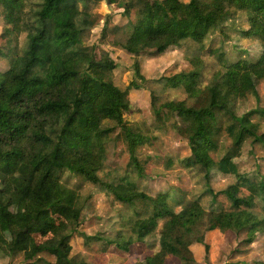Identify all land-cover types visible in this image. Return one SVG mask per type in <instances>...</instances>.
<instances>
[{"label": "trees", "instance_id": "16d2710c", "mask_svg": "<svg viewBox=\"0 0 264 264\" xmlns=\"http://www.w3.org/2000/svg\"><path fill=\"white\" fill-rule=\"evenodd\" d=\"M99 1L0 0V18L5 21L0 59L8 63L7 69L0 70V217H8L19 200L31 219L42 225H29L28 231L48 236L25 254L23 264H94L78 253L72 255V235L93 197L67 185L66 176L72 174L102 186L112 203L126 210L118 213L115 238L95 237L105 242L104 251L113 246L127 253L156 232L157 250L136 264H166L169 257L181 264H199L192 247L204 246L208 258L206 233L233 228L244 236L237 250H245L264 232V175L240 172L236 159L249 140L264 147V106L239 111L249 96L260 102L257 89L264 83V53L258 59L230 60L225 39L219 46L210 40L216 33L227 37L228 23L245 15L249 27L238 29L241 37L264 46V0H242L228 8L218 0H147L146 6L136 0L109 1L123 9L127 21L112 23L113 15L107 14L99 38L102 44L120 46L134 57L161 54L170 47L184 49L190 68L167 77L166 83L183 86L188 98L160 102L152 93L159 123L173 119L171 127L180 135L177 116H191L197 123L187 137L191 154L180 159L182 166L192 170L204 164L200 152H206L212 158L205 174L208 184L213 168L235 178L224 189L216 191L209 185L204 193L213 203L223 197L226 207L207 208L200 196L182 197L176 203L179 210L170 204L171 191L151 195L138 184L146 176L149 160L139 158V148L153 143L155 136L125 119L131 109L129 92L138 83L118 86L114 82L117 63L109 56L101 62L100 44L88 40L98 23L91 5ZM138 61L135 74L145 80ZM241 63L256 72L255 81L223 98L212 93L207 105L192 107L203 94L205 70L229 71ZM70 95L97 120L86 117L75 128L74 115L65 112ZM117 141L124 144L120 153L128 154L125 167L109 161ZM213 153L223 154L215 159Z\"/></svg>", "mask_w": 264, "mask_h": 264}, {"label": "rangeland", "instance_id": "374dc122", "mask_svg": "<svg viewBox=\"0 0 264 264\" xmlns=\"http://www.w3.org/2000/svg\"><path fill=\"white\" fill-rule=\"evenodd\" d=\"M224 8L238 6L242 0H218ZM141 5H148L147 0H136ZM92 13L98 17V23L89 36L90 43L100 44L98 47V59L102 62L106 56L117 63L114 71V82L126 88L132 81L138 83V87L131 88L129 99L131 109L125 113V119L140 127H144L145 133L153 134L155 140L151 144L142 145L139 148V158L149 159L146 167V176L138 182L140 187L151 195L159 192L171 191L170 204L175 205V209L179 210L176 205L178 201L184 197L185 199L199 197L207 208L226 207L227 202L223 197L218 198L216 203L212 202V198L205 195V190L210 185L214 190L224 189L235 181L230 174H224L216 168L211 170V180L209 184L206 182L205 174L209 167V154L200 152L204 160V164H200L189 170L183 167L180 159L189 156L191 153L190 145L187 137L192 135L197 123L191 116H177L179 122L180 135L171 127V121L168 123H159L153 110L152 93L160 98V102L165 100H184L187 92L183 86L174 87L166 83V78L173 76L181 71L190 68V64L185 57L184 49L179 47H170L161 54L146 53L140 57L127 53L120 46L113 45L109 42L102 44L100 42V33L104 25V18L107 14H112V23L124 24L127 19L122 15V8L117 4L108 3L102 0L91 5ZM5 21L0 18V36ZM245 15H239L228 23V36L224 37L218 33L214 34L213 39L216 40L215 45L219 46L222 39H225L224 50L227 51L230 60L251 58L258 59L264 53V46L260 41L251 37L242 38L238 29L248 28ZM229 28V29H228ZM23 36L20 37L22 41ZM4 46V40L0 37V47ZM139 60L140 70L145 80L140 79L135 74V61ZM8 68L5 59H0V70ZM257 78L256 72H253L247 64L241 63L231 70L220 69L217 73L209 67L205 70L203 83L205 85L203 94L196 101L192 102L193 108H201L208 104L211 94L215 93L219 98H223L230 90H240ZM260 102L254 96H249L241 106L239 112H244L256 107L264 106V83L258 86ZM65 102L68 108L65 110L67 114H73L75 118L74 127H78V123L84 121L86 117L94 118L95 116L88 110L77 106L74 103L72 95L67 96ZM97 120V118H94ZM262 130L264 131V124ZM224 143L228 145V141L224 139ZM124 144L117 141L114 144V152L111 153L109 161L116 163L121 167H125L128 162V154L122 152ZM242 154L236 159L240 172L256 174L260 171L264 175V147L260 144H252L249 140L242 149ZM120 153V154H119ZM223 153H213V157L217 159ZM169 159L173 160L168 162ZM209 161V162H207ZM208 163V164H207ZM67 185L77 187L86 193L91 192L93 197L87 203L83 210L82 222L78 229L73 233L71 246H73L72 255L77 253L85 257L94 264H136L139 260H144L146 256L157 250L159 234L153 232L148 236L145 243L133 244L130 251L120 252L113 246L107 248L105 242L97 240L95 237L102 236L108 239L115 238L116 231L119 229L120 218L118 213L126 211L122 204L112 203L111 198L107 195L105 188L95 184L83 175L66 176ZM42 226L38 221L35 222L29 214H27L19 200H17L11 208V214L8 217H0V264H23L25 262V254H29L34 245L46 237L31 234L28 226ZM243 234L237 233L236 228L232 230H212L206 233V243L210 245L209 257L205 256L204 246L195 244L192 247L193 253L199 264H255L256 261H264V232H259L252 244L245 250L238 251L239 242L243 238ZM48 238V236H47ZM46 238V239H47ZM151 245H156L152 248ZM23 249V251L18 249ZM46 258L52 257L43 254ZM54 259V258H53ZM166 264H181L176 257H169Z\"/></svg>", "mask_w": 264, "mask_h": 264}, {"label": "water", "instance_id": "95a60500", "mask_svg": "<svg viewBox=\"0 0 264 264\" xmlns=\"http://www.w3.org/2000/svg\"><path fill=\"white\" fill-rule=\"evenodd\" d=\"M109 1H110V0H108L107 2H108V3H111V2H109Z\"/></svg>", "mask_w": 264, "mask_h": 264}]
</instances>
